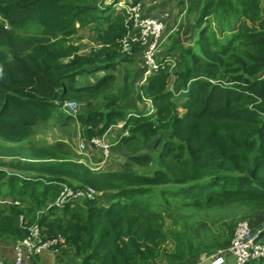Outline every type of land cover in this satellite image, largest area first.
Segmentation results:
<instances>
[{"label":"trees","instance_id":"obj_1","mask_svg":"<svg viewBox=\"0 0 264 264\" xmlns=\"http://www.w3.org/2000/svg\"><path fill=\"white\" fill-rule=\"evenodd\" d=\"M261 3L191 0L189 12L199 11L194 45L159 53L165 66L140 86L145 97L132 91L143 65L135 74L113 73L141 51L134 46L131 55L120 52L128 29L123 10L114 13L109 5L100 9L93 0H0V155L13 157L6 165L0 162V200L11 202L0 205V238H22L37 221L43 238L64 237L60 251L72 249L78 264H151L162 239L161 226L152 220L158 209L152 207L160 203L187 205L198 213L192 214L195 220L223 216L234 206L245 208L246 219L264 212ZM29 24L34 33L18 38L13 28ZM86 25L96 35L93 45L81 51L71 37ZM168 59L177 63L172 73ZM98 69L112 72L91 83ZM174 74L171 86L168 77ZM118 80L122 84L112 88ZM130 92L138 101L149 98L153 107L131 101ZM67 97L84 104L75 117H66L79 123L88 146L99 150L90 138L123 119L120 137L110 148L131 141L145 148L155 140L153 149L126 155L119 169L106 165L93 170L69 160L66 150L71 147L64 141L36 147L28 139L31 128L48 121L58 107L54 101ZM131 162L154 166L135 174ZM64 184L73 189L91 185L96 195L69 199L38 215ZM233 231L234 226L229 233ZM185 232H174L177 264L198 255L193 231ZM181 244L186 250L179 249ZM245 264H264V258Z\"/></svg>","mask_w":264,"mask_h":264},{"label":"rangeland","instance_id":"obj_2","mask_svg":"<svg viewBox=\"0 0 264 264\" xmlns=\"http://www.w3.org/2000/svg\"><path fill=\"white\" fill-rule=\"evenodd\" d=\"M93 1L100 9L106 5H109L112 6V10L114 13L123 10L121 9V7H118L116 3L112 5V3H106V0H93ZM121 1H124L125 3L130 2V0H121ZM261 2H262L261 4L263 5L264 0H261ZM190 4H191V0H184L183 4L180 3V0H141L139 2L140 13H149L158 16L164 12L163 30L160 39L158 41L159 53L166 50V48H169L170 46L182 45L183 47H185L188 46L189 44L194 45L197 35V28L195 27V24L197 21V14L199 11L195 8V10L192 13L189 12L188 9L190 7ZM195 7L197 6L195 5ZM122 13L124 15L126 14L124 10ZM0 22H3V18L1 14H0ZM90 25H92V27H95L97 23H93ZM90 25H86L84 29H80L78 33L73 34L71 37L72 40L74 38L75 44L79 46L81 51L88 50V48L91 47L94 43L96 30L94 28L89 29L88 27ZM203 25L207 26L208 22L206 20H203ZM211 25L213 26V23H211ZM13 29L15 35L18 38H24L29 34L34 33L35 31L33 24H29L20 28H13ZM129 58H133V62L131 61L125 62L124 67L123 65L118 66L117 68L119 69L118 70L116 69V71H113V73L116 74L117 76L119 74H123L124 72L127 73L130 72L128 74L131 73L135 74L137 68L143 65L142 53L141 51H139L135 53V56L132 55ZM178 58L180 57L178 56ZM175 69H178L177 63L174 66L170 67L169 71L172 73ZM109 71L112 72L111 69L110 70L98 69V71L94 73L91 83H94L97 79H99L100 76H102L103 74ZM89 76L90 74L86 76L87 80L89 79ZM168 78L170 79L169 83L171 84V86L174 85V82H176L177 80L176 75L174 74L173 76H170ZM144 82L145 80L140 83H138V81L137 82L134 81L132 85V91L133 92L140 91V94H142V92H144V89L140 88V86ZM121 84H122V80L115 81L112 88H115L118 85L120 86ZM171 90L173 95L175 96H178V94L180 93L179 90L176 91L173 89V87L171 88ZM133 92H130L132 96L134 95V99L131 101H136V103L139 106L142 105V108L146 107L147 105L153 107V103L149 98H145L146 96L144 95V93L142 94L145 96L143 97L144 99L138 101L135 98L136 94L135 93L133 94ZM66 99L77 101L78 103L77 113L84 105L83 103L82 104L79 103L78 101L79 99H76L74 97H67ZM123 104H125V102ZM66 116L75 117L73 115H68L63 108L57 107V109L54 111V114L48 121L39 122L38 124H36L31 128L32 133L28 139L33 140L35 143H37L36 147L45 146V144H49V143L51 144L57 140H61L64 142L66 140L67 144H69L71 147L70 149L66 150L69 160L82 163L83 165H86L93 170L94 169L98 170L100 168L105 167L106 165H107L106 169L109 167L119 169L123 165L126 155H133V154H137L138 152H143L145 150L150 151L153 149V144L155 140L149 142L145 148L144 147L136 148L137 145L133 141H131L129 143H124L123 145L117 147V149L111 147L108 150L107 155L104 156L101 154V152L98 149L88 146L87 141H85L82 138L83 132H81L80 137H78L79 135H77V130L75 129V125H74V120H72L71 118H67ZM123 123L124 122L122 119L118 121L116 125H112L108 131H106L108 132L106 137L108 141L114 143L115 139L122 132V130L118 126H122ZM79 127L80 125L78 126V128ZM163 135H165V133ZM81 143L85 144L84 149H80L79 145ZM48 152L49 151H45V154ZM12 158H13L12 155L11 156L0 155V162L6 165L7 162L13 160ZM130 164L132 170L134 171L137 170L135 174H141L142 172H147L150 169H152L154 166L153 165L149 169V164L148 165L137 164L134 162H131ZM85 187L93 188L94 190H96L91 185H86ZM47 208L48 206L45 207V209H40V211H38L37 214L39 215V213L42 212V210H46ZM152 209L153 210L158 209L155 212V214L152 216V220H157L158 225L161 226L162 239L157 251V255L153 259L151 264H177L173 261V254H172L178 252L177 249L178 245L176 244L174 239V232L180 234V236H184L187 235L185 229L187 231H193L194 240H196L198 243V255L196 259H191L190 257H187L185 259H181L179 261L180 262L179 264H207L212 260V258L223 252V251L221 252L219 251L222 248H225L230 242L233 232L229 233V231L231 228H233V226L235 227V224L238 221L240 220L248 221V223L253 229L264 227V212L257 213L254 215V217L253 216L252 218L247 217L248 219H246L243 218L242 216L245 213L244 207H239L237 209L234 206L232 209H230V212L224 211L223 216H220L218 215V213H216L217 215H214V217H212L211 219H206V216L202 215V218H197L196 220L192 214H198V213L191 211V208L187 207V205L174 203L173 201L160 203L158 204V208L152 207ZM18 222L21 223L20 219L18 220ZM18 239H15V241L10 240L14 244L13 245L14 247L16 244V240ZM215 240H218L219 242L220 241L225 242V244L223 246L216 245L214 243ZM181 246L182 244L179 246V249L181 248L183 250H186L184 247ZM48 251L54 253L56 256L59 255H61V257L63 256V258H65L69 264H78L80 262V259L78 258V256L74 254V251L72 249L67 248L64 251H59V252L53 250H48ZM225 258H226V264H235V259L233 256L226 255Z\"/></svg>","mask_w":264,"mask_h":264},{"label":"built area","instance_id":"obj_3","mask_svg":"<svg viewBox=\"0 0 264 264\" xmlns=\"http://www.w3.org/2000/svg\"><path fill=\"white\" fill-rule=\"evenodd\" d=\"M106 3H112V5L116 3L118 7H121L126 12L125 22L128 29L120 41V52L131 55L134 46L141 50L143 56V71L141 78L137 80L140 83L149 74L165 66L164 60H161L158 51V41L163 30L164 12L158 16L140 13L139 2L125 3L121 0H106ZM168 60L174 65L173 60ZM54 103L58 107L63 108L68 115L75 116L77 113L78 103L75 100H55ZM106 131L101 136H92L89 140L92 145L99 148L101 154L104 156L107 155L112 144V142L106 139L108 133ZM123 134L127 135V131H124ZM79 147L80 149H84L85 144L81 143ZM95 195L96 191L93 188L81 187L73 189L64 184L60 194L53 202L48 203L47 206L61 207L69 199L93 198ZM14 203L16 204L18 201H14ZM19 219L20 221L23 220L22 215L19 216ZM263 229L264 227L253 229L246 220L238 221L234 227L230 242L225 248L219 251L223 252L216 255L207 264H222L226 262V255L233 256L235 264H245L264 258ZM63 243L64 237L58 234L49 238H43L40 226L35 221L27 227L25 236L16 240L13 264H22L24 258H29L44 251L53 250L59 252ZM0 264H4L3 259H0Z\"/></svg>","mask_w":264,"mask_h":264},{"label":"crops","instance_id":"obj_4","mask_svg":"<svg viewBox=\"0 0 264 264\" xmlns=\"http://www.w3.org/2000/svg\"><path fill=\"white\" fill-rule=\"evenodd\" d=\"M93 78H90L92 80ZM74 125L75 129L77 130V135L80 137L81 135V129L79 126V123L74 119ZM120 128V127H119ZM80 130V131H78ZM76 132V131H75ZM31 142V141H30ZM66 142V140H65ZM67 143V142H66ZM11 203L8 197H4L0 201V205H7ZM14 240L15 238H0V259H3L4 264H13V258H14V244L10 241ZM6 241V242H5ZM10 244H8V243ZM12 243V246H11ZM22 264H69L63 256L61 255L56 256L54 253L49 252V251H44L40 254L33 255L29 258H24V261ZM226 264V262L222 263Z\"/></svg>","mask_w":264,"mask_h":264}]
</instances>
